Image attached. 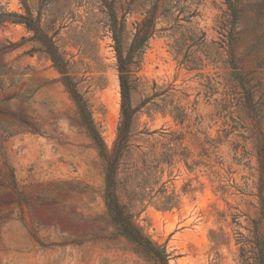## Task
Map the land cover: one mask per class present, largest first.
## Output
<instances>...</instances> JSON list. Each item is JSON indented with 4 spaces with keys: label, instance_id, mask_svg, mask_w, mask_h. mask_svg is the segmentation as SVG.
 Segmentation results:
<instances>
[{
    "label": "rangeland",
    "instance_id": "374dc122",
    "mask_svg": "<svg viewBox=\"0 0 264 264\" xmlns=\"http://www.w3.org/2000/svg\"><path fill=\"white\" fill-rule=\"evenodd\" d=\"M76 1L30 0V6L36 17L43 13V22L62 15L58 23L66 27L58 44L112 148L122 97L107 12L116 3L119 21L126 19L127 51L136 24L155 0H85L81 6ZM160 9V31L139 76L150 85L173 87L168 105L179 103L190 122L216 114L215 100L229 98L238 104L232 111L240 127L231 124L233 133L222 134L211 162L218 178L179 164L169 187L182 194L181 209L163 213L151 207L139 223L166 248L170 264H240L237 232L250 235L264 190L257 154L264 134V0H163ZM25 13L21 0H0V264H156L112 226L98 149L63 75L30 40L25 25L14 23ZM181 36V51L202 59L203 70H189L179 63L183 57L178 61L172 53ZM76 41L83 46L75 47ZM202 75L220 82L210 100ZM140 100L135 96L136 104ZM207 123L208 134L217 138L222 122ZM162 127L181 130L170 114L141 116L140 129ZM190 148L197 160L199 150ZM186 184L194 192L183 194Z\"/></svg>",
    "mask_w": 264,
    "mask_h": 264
},
{
    "label": "trees",
    "instance_id": "16d2710c",
    "mask_svg": "<svg viewBox=\"0 0 264 264\" xmlns=\"http://www.w3.org/2000/svg\"><path fill=\"white\" fill-rule=\"evenodd\" d=\"M21 1L26 13L16 15L19 19L14 23L25 25L33 34L30 40L40 45V51L63 75L64 84L77 107L81 122L98 149L105 175V205L112 226L119 236L134 244L145 258L156 264H170L171 255L164 246L152 240L140 225L139 218L151 207L163 213L181 209L182 194L175 189L170 190L169 187V183L174 180L173 170L179 164L183 163L191 172L198 169L205 171L210 177L218 178L219 173L214 171L215 165L211 162L216 159L217 149L223 142L222 134L225 133L227 138L233 133L229 130L231 124L240 127V122L234 116L236 111H232L234 107H238V104L234 105V102L226 97L215 100L216 114L199 115L194 122H190L189 115L179 103L174 105L175 101L171 100V105H168V99L174 96L170 92L173 87L164 89L155 81L150 85L148 80H143L139 76L150 42L160 31L158 20L161 18L160 4L163 0H155L153 6L146 11L144 19L136 24L135 33L127 51L123 48L126 19L119 21L118 8L114 3L110 5L107 12L106 27L111 30L115 42L122 103L117 138L113 147L109 148L94 119L90 101L80 92L78 84L70 75L71 62L58 44V36L66 27L58 23L62 15L43 22V13L39 12L36 17L30 6V0ZM83 2L85 0L76 1L79 6ZM68 7L71 8V5L69 4ZM70 13L75 18L72 9ZM188 22L191 23V21ZM183 41L184 37L181 36L176 41V51H172L178 61L183 57L179 62L180 65L187 66L189 70H203L202 59L189 54V51L185 54L181 51ZM74 46L82 47L83 45L80 41H76ZM234 68L238 69L243 86L244 76L237 61ZM202 77H205L202 83L203 94L210 100L219 92L217 84L220 82L211 76L202 75ZM139 95L141 100L136 104L135 96ZM157 112L163 115L170 114L181 130L166 127L153 131L147 128L140 129L141 116L144 113L151 116ZM208 121L214 122L215 125L219 121L222 122V129L218 130L217 138H212L208 134L207 130L211 126L207 123ZM191 145L199 150L197 160L193 159ZM257 154L264 187L263 133L257 144ZM166 175L168 180H165ZM192 192L194 189H190V184H186L182 189L183 194ZM238 218L239 215H234V222L237 224ZM237 235V244L240 245L241 252L240 264H264V190L261 195L259 216L252 220L250 235L245 236L240 232H237ZM213 240L219 245L215 237Z\"/></svg>",
    "mask_w": 264,
    "mask_h": 264
}]
</instances>
